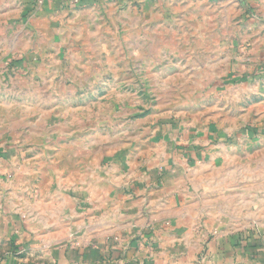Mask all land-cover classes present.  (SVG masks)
Returning <instances> with one entry per match:
<instances>
[{"label":"rangeland","instance_id":"374dc122","mask_svg":"<svg viewBox=\"0 0 264 264\" xmlns=\"http://www.w3.org/2000/svg\"><path fill=\"white\" fill-rule=\"evenodd\" d=\"M35 1L25 20L12 19L18 13L0 15V259L16 248L20 238L60 236L39 232L48 228L50 205L30 200L36 194L33 180L50 175L48 166L39 162L55 161L62 145L85 139L84 132H67V138L57 139L44 132L60 128L59 120L68 121L72 111L61 119L47 116L52 120L47 125H40L39 109L33 112L40 108L34 103L44 93L41 86L48 89L44 85L51 81L35 72L49 58L36 49L57 46L36 30L34 18L43 11V0ZM132 1L116 13L120 19L112 26L116 41L107 35L111 40L90 58L101 70V86L95 93L85 88L63 90L76 95L78 106L70 107L81 106L84 112L108 109L109 95L115 90L121 94L122 120L107 125V146L120 137L113 132H158L160 120L180 113L197 121L202 132L215 125L217 137L201 145L197 171L201 181L193 202L201 212L199 222L213 236L255 225L264 228V0L234 8L229 22L219 3L212 8L203 0ZM214 18L217 25L206 23ZM209 34L216 35L213 43L205 40L213 36ZM64 63H69L67 55ZM119 68L118 75L113 73ZM77 76L68 74V83ZM124 134L121 138L127 142ZM89 139L98 136L91 134ZM51 151L56 153L51 156Z\"/></svg>","mask_w":264,"mask_h":264},{"label":"crops","instance_id":"0c3cea01","mask_svg":"<svg viewBox=\"0 0 264 264\" xmlns=\"http://www.w3.org/2000/svg\"><path fill=\"white\" fill-rule=\"evenodd\" d=\"M33 1L0 0V15L18 13L12 19L25 20ZM203 1L214 5L212 8L221 4L226 9V22L233 19L230 11L249 3ZM131 2L43 0V11L34 18V24L43 40L56 41L57 46L36 49L41 57L49 56L50 63L46 60L37 65L35 72L51 81L44 85L48 89H42L40 84L44 93L40 92V99L34 103L40 108L33 112L38 113L39 109V123L47 125L52 122L47 116L61 119L72 111L68 121L59 120L60 128L44 132H51L49 136L56 139L67 138V132H84L81 135L85 139L62 145L58 153L51 151V156L56 153L57 160L39 162L48 166L50 175L45 173L38 182L37 178L33 180L36 194L30 200L49 201L50 205L48 228L39 232L60 236L20 238L16 248L0 259V264H264L262 225L213 236L199 222L201 212L193 202L194 189L201 181L197 175L201 145L217 137L212 131L215 125L210 124L202 132L197 121L187 120V115L180 113L164 121L155 120L159 122L158 132H113L120 137L107 146V125L122 120L121 94L115 90L109 95L108 109L102 106L84 112L81 106L70 107L78 106L76 95L63 90L85 88L95 93L101 86V70L90 58L103 50L105 40H111L107 35L114 36L112 26L116 18L120 20L116 13ZM206 23L217 25V18ZM215 36L205 40L213 43ZM112 39L116 41L115 36ZM58 41L63 44L59 46ZM68 45L81 48L84 53H74L75 49ZM66 55L68 64L64 63ZM119 72L120 68L113 69V73ZM68 74L78 76L68 83ZM86 132L89 134L85 135ZM122 133L127 142L121 138ZM91 134L98 139H89Z\"/></svg>","mask_w":264,"mask_h":264}]
</instances>
